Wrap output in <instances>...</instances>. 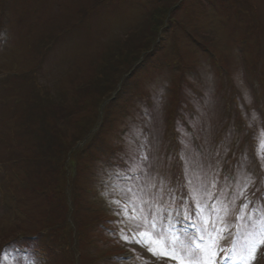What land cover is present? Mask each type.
<instances>
[{
    "label": "rangeland",
    "instance_id": "1",
    "mask_svg": "<svg viewBox=\"0 0 264 264\" xmlns=\"http://www.w3.org/2000/svg\"><path fill=\"white\" fill-rule=\"evenodd\" d=\"M140 46L145 52L135 62ZM128 66L124 84L115 85ZM7 73L0 77V264H180L124 241L114 223L110 201L123 185L115 173L125 170L120 158L127 160L145 106L159 153L175 157L169 187L179 189L190 211V188L180 186L184 131L194 149L212 154L214 166L221 161V177L246 163L252 179L246 194L257 207L264 203L256 199L264 194V169L255 154L264 130V0H0V75ZM37 145L49 148L43 171L35 167ZM70 154L72 168L61 173ZM233 190L239 189L233 186L229 198ZM64 193L67 205L57 201ZM226 203L234 221L243 201ZM164 207L175 216L178 204ZM177 219L182 232L187 220L201 226L199 213ZM146 239L157 253L164 249L163 241ZM17 243L45 253L15 252ZM218 244L229 247L231 239ZM248 264H264V243Z\"/></svg>",
    "mask_w": 264,
    "mask_h": 264
},
{
    "label": "snow or ice",
    "instance_id": "2",
    "mask_svg": "<svg viewBox=\"0 0 264 264\" xmlns=\"http://www.w3.org/2000/svg\"><path fill=\"white\" fill-rule=\"evenodd\" d=\"M137 118L139 124L133 125L125 152L127 160L120 158L125 170L115 173L123 182L122 190L118 194L113 193L115 198L110 201L118 217L114 223L118 231L123 233L121 239L147 247L153 255L178 259L180 264H216L215 257L220 252H225L224 258L232 264H248L259 245L264 243V203L257 207L256 202L246 194L252 185L251 175H246V163H240L235 173L229 167L221 177V161L215 159L220 155L219 149L213 157L214 166L209 159L212 154L205 155L194 149L191 146V134L184 131L181 138L184 147L179 155L182 168L180 186L190 188L191 206L195 207V212H192L184 205V197L178 196L179 189L169 187L175 157L159 153L158 135L151 123L154 119L152 111L145 106ZM195 123L192 122L193 127ZM257 139L256 159L260 168L264 169V130L258 134ZM221 179L223 185L220 184ZM261 183L264 185V180ZM233 186L239 190H233L229 198ZM165 194L167 201L163 199ZM256 199L264 202V194ZM237 200L243 203L240 204L235 220L230 221L226 201L235 203ZM166 203L178 204L175 216L164 207ZM197 213L200 214L201 226L195 235L188 236L176 226L179 222L177 217L190 219ZM148 236L163 241L164 249L157 253L148 247ZM228 238L231 239L229 247L218 244V240ZM177 245L180 246L179 251ZM35 264H39V260Z\"/></svg>",
    "mask_w": 264,
    "mask_h": 264
},
{
    "label": "trees",
    "instance_id": "3",
    "mask_svg": "<svg viewBox=\"0 0 264 264\" xmlns=\"http://www.w3.org/2000/svg\"><path fill=\"white\" fill-rule=\"evenodd\" d=\"M159 31V30H158ZM158 33V32H157ZM140 50H139V54L137 55V56H134L133 57V59H134V61L136 62L137 60H138V58L139 57H141V53H143V52H145V50L143 51V50H141L142 48H141V46H140V48H139ZM148 51V50H147ZM133 61V62H134ZM146 61V60H145ZM132 62V63H133ZM130 66H128L125 70H121V72H118L117 73V76H116V80H118L119 78V80L118 81H115V85L116 84H118L119 82H120V80H122L123 78L121 77L122 76V74L129 68ZM141 66L139 65L136 69H134V70H131L132 71V76L131 77H133L135 74H137V71L139 70V68H140ZM173 68H180V64L179 63H177V64H175L174 66H172ZM141 70H142V68H141ZM130 77V78H131ZM126 80V79H125ZM124 84V83H123ZM33 86H35V85H33ZM115 89V88H114ZM114 89H112V90H114ZM111 90V89H110ZM111 90V91H112ZM109 92V91H108ZM110 94V93H109ZM119 96H117L116 98H118ZM115 99V98H114ZM116 101H117V99H115ZM115 100L113 101L114 103H115ZM38 101L39 100H34V102H33V104L35 103L36 105H37V103H38ZM97 102H99V101H101V100H96ZM101 104V103H100ZM99 106V104L97 105L96 104V106L95 107H98ZM39 111H41L40 110V108H39ZM11 113H13L14 114V116L13 117H18V111L17 110H13V111H11ZM41 114V113H40ZM43 114H44V111H43ZM41 116V115H40ZM20 118V117H19ZM38 118H36V120H37ZM45 121H47V119L45 118ZM98 121V120H97ZM97 121L95 122V124L94 125H91L90 127H91V129L90 130H94L95 129V127H96V124H97ZM25 122H26V120H25ZM30 127L32 128L33 127V123L35 122H32V119L30 120ZM42 123H44V120H43V118H42ZM33 129V128H32ZM33 131H34V129H33ZM37 132V131H36ZM13 139L16 141V138H14L13 137ZM51 140H53L52 139V137H51ZM18 142V141H17ZM56 145L54 144V141H52V144H51V152L53 153V150L54 149H56V147H55ZM40 150H41V154H42V156H41V158H40V160H39V163L37 162L36 163V168L37 167H40V168H38V171L41 169V171H43V169H44V164H42V162L46 159V151L48 152L49 151V148H47V147H43V145L40 147L39 145H37L36 147H35V152L36 153H38L39 154V152H40ZM37 155V154H36ZM49 156V155H48ZM68 156H66V158H67ZM66 158L63 160V161H61V164H60V172L61 173H67V172H69L68 170H67V168H66V163H65V161H66ZM29 170L30 169H27V172L26 173H29ZM55 173H58V170L55 172ZM55 173H54V176H55ZM43 182H44V180H43ZM56 182V181H55ZM34 190V189H33ZM36 190H39V191H37V193H39V194H46V197H47V190L46 189H36ZM36 193V192H35ZM36 193V194H37ZM56 197H54V195L52 196H50V199L53 201L54 199H55ZM57 201H59V202H61V204H66L67 205V203H68V200H67V197H66V195H65V193L64 194H62L61 196H57ZM75 211H77V210H75ZM67 214L68 215H70V211H69V206H67ZM65 219H66V217H65ZM84 221H85V219H84ZM81 223H83V221L81 222ZM88 224V223H87ZM77 233V232H76ZM76 239V238H75ZM0 251H4V248H3V246H1L0 247Z\"/></svg>",
    "mask_w": 264,
    "mask_h": 264
},
{
    "label": "bare ground",
    "instance_id": "4",
    "mask_svg": "<svg viewBox=\"0 0 264 264\" xmlns=\"http://www.w3.org/2000/svg\"><path fill=\"white\" fill-rule=\"evenodd\" d=\"M207 47V46H206Z\"/></svg>",
    "mask_w": 264,
    "mask_h": 264
}]
</instances>
